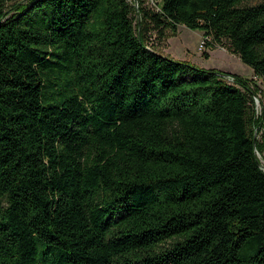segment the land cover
Instances as JSON below:
<instances>
[{"label": "trees", "instance_id": "1", "mask_svg": "<svg viewBox=\"0 0 264 264\" xmlns=\"http://www.w3.org/2000/svg\"><path fill=\"white\" fill-rule=\"evenodd\" d=\"M155 1L0 0V264H264L259 88L149 45L264 81V1Z\"/></svg>", "mask_w": 264, "mask_h": 264}, {"label": "rangeland", "instance_id": "2", "mask_svg": "<svg viewBox=\"0 0 264 264\" xmlns=\"http://www.w3.org/2000/svg\"><path fill=\"white\" fill-rule=\"evenodd\" d=\"M18 1L20 0H7V5L10 7ZM129 1L135 6L138 5V0ZM262 1L264 0H249L246 4L254 5ZM26 2L28 0H24V3ZM144 3L149 8H156L157 2L155 0H144ZM149 39V45L167 57L190 61L201 68L223 69L247 79L252 88H259L258 94H261L264 99V81L255 74L251 66L243 62L239 56L233 53L227 44L225 46L215 45L210 48L206 44L208 40L202 31L190 29L184 25H180L176 32L166 30L165 38L157 37L155 31H152ZM221 72L223 71L221 70ZM254 107L256 115L261 117L264 114V105L257 106L256 103ZM257 136L261 138L262 133H260V136ZM261 160L264 165V158L262 157Z\"/></svg>", "mask_w": 264, "mask_h": 264}, {"label": "built area", "instance_id": "3", "mask_svg": "<svg viewBox=\"0 0 264 264\" xmlns=\"http://www.w3.org/2000/svg\"><path fill=\"white\" fill-rule=\"evenodd\" d=\"M230 81H234V79L232 78V77H227ZM254 101H255V106H256V103H257V106L259 105V106H262V105H264V99H263V97L261 96V94H257V95H255L254 96ZM263 131H264V129H263ZM258 155H259V157L260 158H262L263 156L258 152ZM261 162H263L262 160H261ZM263 164V163H262Z\"/></svg>", "mask_w": 264, "mask_h": 264}, {"label": "water", "instance_id": "4", "mask_svg": "<svg viewBox=\"0 0 264 264\" xmlns=\"http://www.w3.org/2000/svg\"><path fill=\"white\" fill-rule=\"evenodd\" d=\"M219 74L222 75V76H225V77H229L225 72L224 73H219ZM255 144H256V137H255ZM262 167L264 169V165H262Z\"/></svg>", "mask_w": 264, "mask_h": 264}, {"label": "crops", "instance_id": "5", "mask_svg": "<svg viewBox=\"0 0 264 264\" xmlns=\"http://www.w3.org/2000/svg\"><path fill=\"white\" fill-rule=\"evenodd\" d=\"M215 69H216V68H215ZM218 70H219V68H218ZM221 70H222L223 72H227V71H225V70H223V69H220L219 71H221ZM227 73H229V72H227ZM230 73H231V72H230Z\"/></svg>", "mask_w": 264, "mask_h": 264}]
</instances>
